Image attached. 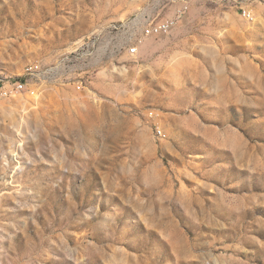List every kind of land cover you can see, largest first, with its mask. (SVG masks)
Returning a JSON list of instances; mask_svg holds the SVG:
<instances>
[{"label":"rangeland","instance_id":"374dc122","mask_svg":"<svg viewBox=\"0 0 264 264\" xmlns=\"http://www.w3.org/2000/svg\"><path fill=\"white\" fill-rule=\"evenodd\" d=\"M33 63L0 264H264V0H0V79Z\"/></svg>","mask_w":264,"mask_h":264},{"label":"built area","instance_id":"2783aa9c","mask_svg":"<svg viewBox=\"0 0 264 264\" xmlns=\"http://www.w3.org/2000/svg\"><path fill=\"white\" fill-rule=\"evenodd\" d=\"M186 9L187 6H182L174 17L149 23L143 27L142 35L144 37H156L162 34H167L176 27L178 21L185 14ZM244 15H246V13H244ZM247 17H250V15L247 14ZM128 52L130 56H136L138 52L137 44H134L133 47L129 48ZM22 73L23 78L5 77L0 79V98H16L23 95L35 96L37 94V88L34 87V83L24 79V77H28L29 80H32L33 78L40 76L42 73L40 64H28L27 67L23 68ZM77 88H79V86ZM154 132L156 139H163L166 137L163 130Z\"/></svg>","mask_w":264,"mask_h":264},{"label":"bare ground","instance_id":"6f19581e","mask_svg":"<svg viewBox=\"0 0 264 264\" xmlns=\"http://www.w3.org/2000/svg\"><path fill=\"white\" fill-rule=\"evenodd\" d=\"M156 131H162L161 129H159V127H156Z\"/></svg>","mask_w":264,"mask_h":264}]
</instances>
